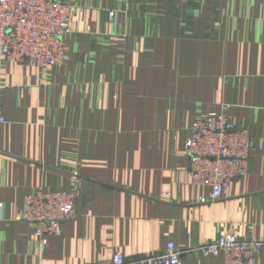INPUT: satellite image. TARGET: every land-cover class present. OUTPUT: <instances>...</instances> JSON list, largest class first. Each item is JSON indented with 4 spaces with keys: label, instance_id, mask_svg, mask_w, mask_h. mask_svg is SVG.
I'll use <instances>...</instances> for the list:
<instances>
[{
    "label": "crops",
    "instance_id": "obj_1",
    "mask_svg": "<svg viewBox=\"0 0 264 264\" xmlns=\"http://www.w3.org/2000/svg\"><path fill=\"white\" fill-rule=\"evenodd\" d=\"M79 1L63 65L0 54V264H104L116 252L135 264L169 242L182 264H222L197 248L228 232L264 242V0H233L229 21L228 0ZM224 104L256 148L222 198L202 203L209 188L183 152L198 113ZM41 187L76 192V217L45 248L20 219Z\"/></svg>",
    "mask_w": 264,
    "mask_h": 264
},
{
    "label": "built area",
    "instance_id": "obj_2",
    "mask_svg": "<svg viewBox=\"0 0 264 264\" xmlns=\"http://www.w3.org/2000/svg\"><path fill=\"white\" fill-rule=\"evenodd\" d=\"M72 13L73 7L65 0H0V54L6 60L45 70L63 65L67 59L66 40L74 31ZM228 107L199 112L186 140L183 153L190 158L191 180L209 188L208 195L199 198L202 203L222 198L224 190L246 173L256 148L249 128L233 121ZM5 122L0 104V127ZM76 215L75 190L41 187L26 194L20 219L32 226L37 245L45 248L51 236L61 233L62 222ZM197 249L204 256L219 257L222 264H263L257 255L264 252V242L242 241L233 232ZM183 255L182 249L169 242L163 253L135 264H182ZM104 264L126 261L122 252H116Z\"/></svg>",
    "mask_w": 264,
    "mask_h": 264
},
{
    "label": "rangeland",
    "instance_id": "obj_3",
    "mask_svg": "<svg viewBox=\"0 0 264 264\" xmlns=\"http://www.w3.org/2000/svg\"><path fill=\"white\" fill-rule=\"evenodd\" d=\"M69 5H71L73 7V11H76V9H80V1L79 0H65ZM215 0H175V2L173 3L174 5L178 6H186V5H189L190 7H196V8H201L204 6H213L215 3H214ZM170 3V2H169ZM167 3V4H169ZM225 7V10H223L221 16H222V19L223 20H227L229 21L231 19V16H232V9H233V6H234V2L233 0H228V2L226 3V5H224ZM186 15V13H184ZM193 17H197L198 19L200 18H203V19H206V16H211V19H214V14L211 13V14H203L202 12L200 11H196L195 13L191 14ZM192 16H191V19H192ZM73 25V24H72ZM214 26V25H213ZM73 29H74V26H73ZM213 31V29L211 30ZM225 32V35L226 36H229L231 35L232 32H234V30H224ZM244 32H247V29H240V36H243V33ZM230 37V36H229ZM241 40V39H240ZM224 105H228V104H224Z\"/></svg>",
    "mask_w": 264,
    "mask_h": 264
}]
</instances>
